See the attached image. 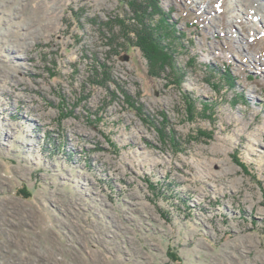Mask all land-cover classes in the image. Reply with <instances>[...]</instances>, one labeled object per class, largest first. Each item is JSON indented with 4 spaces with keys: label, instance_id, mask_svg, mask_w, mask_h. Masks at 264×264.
Wrapping results in <instances>:
<instances>
[{
    "label": "rangeland",
    "instance_id": "374dc122",
    "mask_svg": "<svg viewBox=\"0 0 264 264\" xmlns=\"http://www.w3.org/2000/svg\"><path fill=\"white\" fill-rule=\"evenodd\" d=\"M159 1L180 82L120 0H0V264H264V23Z\"/></svg>",
    "mask_w": 264,
    "mask_h": 264
},
{
    "label": "trees",
    "instance_id": "16d2710c",
    "mask_svg": "<svg viewBox=\"0 0 264 264\" xmlns=\"http://www.w3.org/2000/svg\"><path fill=\"white\" fill-rule=\"evenodd\" d=\"M121 6L126 10H123V14H120L113 20L114 26L118 27V38L115 34L111 37L112 43L116 44L118 39L122 40V44L117 47H121L124 50L132 51L139 50L141 56L147 63L148 73L152 78H160L166 70H169L173 78L178 79L177 67L173 58L172 51L165 41L173 34V25L170 23L169 15L166 14L159 0H120ZM111 43V44H112ZM110 45L111 50L118 49L116 46ZM99 71L103 72L104 78L111 81L108 75V69L106 65L99 64ZM105 80V81H106ZM228 87H233L236 79L227 73V77L224 78ZM180 82V79H178ZM176 81V83H178ZM99 84V83H98ZM100 85H104V81L100 82ZM180 84H178L179 86ZM125 98H128L124 94ZM186 112L190 120L194 119L196 114L195 99H192L188 94L183 95ZM134 108V105L131 104ZM208 105L202 104L203 112L208 110ZM136 110H138L136 108ZM139 111V110H138ZM197 135L200 137L210 138L211 133L197 131ZM170 142L174 143V138L170 137ZM233 159L241 167L245 168L244 164L239 162L234 155Z\"/></svg>",
    "mask_w": 264,
    "mask_h": 264
},
{
    "label": "bare ground",
    "instance_id": "6f19581e",
    "mask_svg": "<svg viewBox=\"0 0 264 264\" xmlns=\"http://www.w3.org/2000/svg\"><path fill=\"white\" fill-rule=\"evenodd\" d=\"M244 7V11L247 12L253 20L260 19L264 23V0H232L229 4V8L232 12ZM238 10V11H239Z\"/></svg>",
    "mask_w": 264,
    "mask_h": 264
}]
</instances>
